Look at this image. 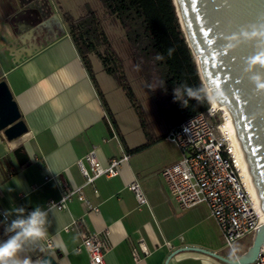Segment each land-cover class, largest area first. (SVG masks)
<instances>
[{
	"label": "crops",
	"instance_id": "crops-1",
	"mask_svg": "<svg viewBox=\"0 0 264 264\" xmlns=\"http://www.w3.org/2000/svg\"><path fill=\"white\" fill-rule=\"evenodd\" d=\"M17 1L0 0V79L6 81L27 131L7 139L0 129V213L16 207L25 208L26 213L37 206L47 210V200L59 197L58 180L74 186L84 183L76 160L91 148L102 163L119 155L120 146L129 152L116 175L83 184L84 195L99 207L97 211L76 197L66 208L53 207L46 235L53 248L44 250L40 239L29 252L32 259L50 252L59 264H89L87 252L76 249L79 227L66 228L73 218H83L89 230H109L112 247L105 256L107 264H165L175 248L196 245L231 257L207 206L201 203L182 209L168 191L160 171L179 157V149L165 138L169 123L157 133L151 126L143 128L137 113L122 115L104 95L93 71L107 111L68 29L58 33L35 28L37 18L32 22L26 14L15 13ZM55 6L61 14L69 13L60 2ZM20 144L29 156L23 164L13 153ZM50 174L57 181L45 178ZM133 179L146 198L140 206L127 188ZM0 239H6L2 225ZM134 245L138 246L137 260L131 251ZM167 264L228 263L186 249L171 256Z\"/></svg>",
	"mask_w": 264,
	"mask_h": 264
},
{
	"label": "built area",
	"instance_id": "built-area-1",
	"mask_svg": "<svg viewBox=\"0 0 264 264\" xmlns=\"http://www.w3.org/2000/svg\"><path fill=\"white\" fill-rule=\"evenodd\" d=\"M232 119L225 109L216 104H208L204 110L192 114L177 123L170 125L165 138L179 149L176 161L161 169V175L168 186V191L182 209L204 203L220 231L223 245L232 252L237 240L255 233L262 217L261 205L246 185L242 173V158L234 142L230 123ZM112 135L117 138L115 127L108 119ZM120 154L111 156L102 163L91 148L76 160V165L84 178L85 184H93L99 176H114L121 164L129 157V152L120 146ZM45 178L55 179V175ZM57 181V180H56ZM59 197L50 198L46 206L62 209L76 197L93 211L99 207L91 205L82 191L81 185H72L66 180H58ZM137 200L138 205L146 198L136 179L127 184ZM3 216L1 215V220ZM78 226L80 242L77 250H85L89 264H107L106 253L111 249L109 230H89L83 218H73L68 227ZM44 250L53 248L51 238L41 239ZM138 246L142 247V243ZM138 246H132V255L139 258ZM145 253H147L145 251ZM257 257L249 264H264V246ZM232 257V256H231ZM235 257H238L235 253Z\"/></svg>",
	"mask_w": 264,
	"mask_h": 264
},
{
	"label": "water",
	"instance_id": "water-1",
	"mask_svg": "<svg viewBox=\"0 0 264 264\" xmlns=\"http://www.w3.org/2000/svg\"><path fill=\"white\" fill-rule=\"evenodd\" d=\"M174 3L204 86L219 89L223 93L219 102L232 111L264 211V92L254 90L249 81L250 74L244 71V61L257 51V42L227 51L223 40L224 36L238 32L243 26L264 24V0H174ZM37 6L41 10H52L48 0H39ZM20 7L21 11L26 10L31 21L35 19V11L29 5ZM15 13L18 14V10ZM59 18L63 21L61 15ZM256 71L264 70L257 68ZM0 129L7 139L18 138L27 131L4 79H0ZM13 153L19 164L29 161L23 145L14 147ZM263 245L264 221L253 234L250 245L238 257H227L197 245L180 246L168 254L165 264L175 253L186 249H197L228 264H249L255 260ZM41 259L47 264H59L50 252L43 254Z\"/></svg>",
	"mask_w": 264,
	"mask_h": 264
},
{
	"label": "trees",
	"instance_id": "trees-1",
	"mask_svg": "<svg viewBox=\"0 0 264 264\" xmlns=\"http://www.w3.org/2000/svg\"><path fill=\"white\" fill-rule=\"evenodd\" d=\"M100 1L105 11L119 21L147 84H154L161 79L166 81V92L160 88L155 91L150 90L152 96H156L162 102V108L166 110L169 118L167 123L172 125L204 110L209 104L207 101L198 104L195 100H191L186 108L181 107L178 102H173L174 86L182 83L192 87L204 86L196 67L195 57L176 13L174 0ZM44 11L43 16L50 13L48 8ZM62 16L67 23V31L78 51L79 58L89 72L103 106L108 111L105 99L97 87L90 61V53L96 50L97 45H102L105 51L104 55L98 52L102 57L105 71L111 74L117 84L122 87L138 115L140 124L146 129L148 125L136 100L135 92L122 70L120 58L111 49L98 16L91 10L79 18H73L66 12ZM170 48L174 50L171 56L168 55ZM157 53L162 54L164 60H156Z\"/></svg>",
	"mask_w": 264,
	"mask_h": 264
},
{
	"label": "clouds",
	"instance_id": "clouds-1",
	"mask_svg": "<svg viewBox=\"0 0 264 264\" xmlns=\"http://www.w3.org/2000/svg\"><path fill=\"white\" fill-rule=\"evenodd\" d=\"M224 49L235 50L243 45L257 42V51L248 56L244 63V71L249 75V81L254 85V90L264 92V71L257 72V68L264 70V24L246 25L230 35L223 37ZM173 49H168L171 56ZM156 60H164V56L157 53ZM149 89L166 88L165 80H158L156 83L148 85ZM223 98V93L215 87H192L187 83L176 85L173 88V102L180 103L181 107H188L191 100L198 104L207 101L209 104L217 103ZM54 204H50L48 209L37 206L32 211L27 212L23 207H16L11 210H4L0 215V225L4 228L6 239H0V264H47V261L37 258L32 259L30 250H35L36 243L47 235L50 226L49 213ZM15 217L9 219V217ZM236 247H232L231 255L235 258Z\"/></svg>",
	"mask_w": 264,
	"mask_h": 264
},
{
	"label": "rangeland",
	"instance_id": "rangeland-1",
	"mask_svg": "<svg viewBox=\"0 0 264 264\" xmlns=\"http://www.w3.org/2000/svg\"><path fill=\"white\" fill-rule=\"evenodd\" d=\"M51 5L52 11L56 14V18L60 24V31L66 30V25L61 21V13L56 9L55 2H60L61 5L66 8L70 15L75 18L84 16L88 10L93 11L99 18L100 24L109 40L111 49L120 58L122 64V70L124 71L129 83L131 84L136 100L140 105L143 117L146 124L157 133L166 130L168 116L165 109H163L162 102L159 101L156 96H152V92L148 87V84L142 74V71L137 64L135 57L133 56L132 50L125 37L124 30L121 29L119 21L109 15L100 0H48ZM58 32V33H59ZM98 52L102 55L105 54L102 45H97L96 50L90 53L92 69L98 79L100 87L103 90L105 96H109L113 106L123 115L128 112H132L136 115L134 107L131 105L129 99L126 97L122 87L117 84V81L112 75L107 74L104 70L102 57L99 56ZM102 66V67H101ZM165 144L171 145V142L165 141ZM205 221H211L207 218ZM252 235H248L243 239L237 240L234 247L237 248V256L244 252L250 245Z\"/></svg>",
	"mask_w": 264,
	"mask_h": 264
},
{
	"label": "bare ground",
	"instance_id": "bare-ground-1",
	"mask_svg": "<svg viewBox=\"0 0 264 264\" xmlns=\"http://www.w3.org/2000/svg\"><path fill=\"white\" fill-rule=\"evenodd\" d=\"M216 104L217 106L225 109V111L230 114L231 116V123H230V127H231V131H232V134H233V138H234V142L238 148V151L241 155V158H242V173L244 175V179H245V182H246V185L247 187L249 188V190L252 192L253 196L255 197V199L257 200V202L260 204V198H259V195H258V186L256 185L255 183V179H254V175L251 174V170H250V163L246 157V154H245V151L243 149V146H242V142L237 134V130H236V127H235V123H234V118H233V114H232V111L230 110V108L224 104V103H220L219 101L217 103H214ZM262 217L264 219V211L262 210ZM264 246V245H263ZM262 246V247H263Z\"/></svg>",
	"mask_w": 264,
	"mask_h": 264
},
{
	"label": "flooded vegetation",
	"instance_id": "flooded-vegetation-1",
	"mask_svg": "<svg viewBox=\"0 0 264 264\" xmlns=\"http://www.w3.org/2000/svg\"><path fill=\"white\" fill-rule=\"evenodd\" d=\"M9 1V0H8ZM18 8H16V10H18V14L20 15H24L26 14V10L25 11H21V5H29L31 10L35 11L36 17L38 19L37 22L34 21L33 19V25L35 26V28L37 29H42L43 31H55V32H59L60 31V24L58 19L56 18L57 16L55 15V13L51 10L50 13L47 16H43L45 14L44 9H40L37 6V3L39 2V0H18ZM27 15V14H26ZM62 16V14H61ZM45 19L44 22H41V20ZM63 19V16H62ZM62 21V20H61ZM66 26L67 23L65 22V20L63 19L62 21ZM67 29V27H66Z\"/></svg>",
	"mask_w": 264,
	"mask_h": 264
}]
</instances>
